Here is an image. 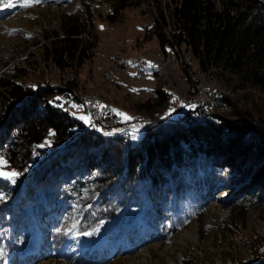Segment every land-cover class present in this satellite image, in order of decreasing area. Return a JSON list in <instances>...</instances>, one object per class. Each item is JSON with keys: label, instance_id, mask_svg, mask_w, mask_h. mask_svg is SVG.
Instances as JSON below:
<instances>
[{"label": "trees", "instance_id": "16d2710c", "mask_svg": "<svg viewBox=\"0 0 264 264\" xmlns=\"http://www.w3.org/2000/svg\"><path fill=\"white\" fill-rule=\"evenodd\" d=\"M108 1L113 6L110 21L128 7L153 2L146 33L156 36L164 53L188 55L198 75L245 90L243 96L264 92V0ZM93 27L87 5L66 15L61 33L46 36L42 59L60 70L78 71L94 57ZM187 75L193 81L189 67ZM23 76H0V155L19 173L15 183L0 177V247L11 259L32 240L26 219L30 207L44 246L61 250L74 238L87 249L84 261H98L111 254L100 240L132 208L140 210V240L166 241L197 216L215 191L236 178L238 167L252 182L263 181L264 189V119L248 107L228 99L229 113L238 118L234 122L222 120L215 110L205 113L192 106L181 111L180 119H164L179 99L158 89L138 105L154 113L170 102L173 106L156 122L140 130H90L86 115H75L61 104L68 91L75 98L74 79L65 88H34L19 82ZM49 131L53 140L47 148L42 144ZM73 249L69 252L75 255ZM91 251L98 259L88 258Z\"/></svg>", "mask_w": 264, "mask_h": 264}, {"label": "rangeland", "instance_id": "374dc122", "mask_svg": "<svg viewBox=\"0 0 264 264\" xmlns=\"http://www.w3.org/2000/svg\"><path fill=\"white\" fill-rule=\"evenodd\" d=\"M6 2L0 0V5ZM13 2L16 7L0 11V76L23 72L19 82L34 88L40 85L65 88V82L74 79L77 86L71 93L75 98L69 96V91L63 94L62 106L75 115H86L89 120L88 107L92 105L97 110L113 109L115 115L100 123L103 124L100 129L116 132L130 126L140 130L144 128L142 126L156 122L155 117L171 106L170 102L154 113L140 110L138 105L153 98L158 89H165L169 97L179 99L164 119H180L181 111L192 106L202 108L205 113L215 110L222 120L234 122L238 118L229 113L228 99L240 108L248 107L253 113H260L257 118L264 119V92L255 90L243 96L245 90H235L215 79L198 75L197 65L191 63L188 55L162 51L156 36L146 33L153 21V2L128 7L119 12L114 21L107 19V15L113 13L108 0H42L31 6H23V0ZM86 5L93 12L94 57L78 71L60 70L42 59L40 47L47 35L61 33L66 15L86 9ZM139 66L146 69V72L142 71L144 76L137 77ZM188 67L193 81L200 79L197 84L187 79ZM193 91L195 93L191 95ZM213 94L214 101L197 102L207 100ZM118 112L126 113L127 117L139 115V118L127 119ZM203 116L199 113V118ZM88 128L92 130L90 124ZM52 140L53 132L49 131L42 145L49 148ZM248 142L247 135L243 143ZM0 160L3 161L0 170L4 173H18L2 155ZM238 168L236 178L225 189L215 191L197 216L166 241L140 240L144 234L143 226L139 231L136 229L139 225L136 215L140 210L137 207L130 209L114 230L100 240L111 252L104 260L84 261L87 249L74 238L61 250L44 246L34 208H27L26 219L31 223L32 240L16 251L15 259L4 254V246H1L0 264H188V260L193 264H264L263 181L252 182L250 174ZM251 171L249 173L253 175ZM72 247L75 255L69 252ZM97 257L94 251L89 252V259Z\"/></svg>", "mask_w": 264, "mask_h": 264}, {"label": "built area", "instance_id": "2783aa9c", "mask_svg": "<svg viewBox=\"0 0 264 264\" xmlns=\"http://www.w3.org/2000/svg\"><path fill=\"white\" fill-rule=\"evenodd\" d=\"M138 76H144V73L141 70H137V77ZM215 93H218V92L216 91ZM214 100H215V94H213L212 97L207 98V100L202 99L201 101L198 100L197 102L201 104V102L203 103L204 101L210 102ZM88 108H89L90 117H91L88 123L90 124L92 130H99L100 127L103 126V124H100V123H102L106 118H110L113 115H115L113 109H110L108 107H103V109L97 110L94 107V105H92L91 107H88ZM174 115L178 116L177 114H174ZM135 121H138V123L140 122L144 123V121L142 120H132L131 122H135ZM143 127L145 126H142V128Z\"/></svg>", "mask_w": 264, "mask_h": 264}, {"label": "snow or ice", "instance_id": "6c2138e0", "mask_svg": "<svg viewBox=\"0 0 264 264\" xmlns=\"http://www.w3.org/2000/svg\"><path fill=\"white\" fill-rule=\"evenodd\" d=\"M40 2H42V0H23V6H31L32 4L40 3ZM14 7H16V3H14L13 0H7L6 3H4L3 5H0V11L4 10L5 8H14ZM118 114L121 116H125L127 119H132L131 117H127L126 113L118 112ZM2 164H3V161L0 160V165ZM18 175L19 173L7 174V173H4L2 170H0V176H4L5 178L10 179L13 183H15L14 177Z\"/></svg>", "mask_w": 264, "mask_h": 264}, {"label": "bare ground", "instance_id": "6f19581e", "mask_svg": "<svg viewBox=\"0 0 264 264\" xmlns=\"http://www.w3.org/2000/svg\"><path fill=\"white\" fill-rule=\"evenodd\" d=\"M142 65V64H141ZM144 66V65H143ZM141 68V66H139ZM141 71H145L146 72V69L145 68H141L140 69ZM148 76V75H147ZM140 78V77H139ZM109 108V107H108ZM91 127V126H90Z\"/></svg>", "mask_w": 264, "mask_h": 264}]
</instances>
